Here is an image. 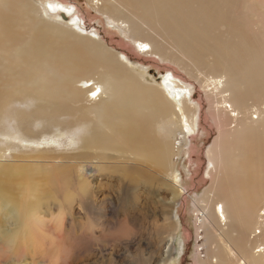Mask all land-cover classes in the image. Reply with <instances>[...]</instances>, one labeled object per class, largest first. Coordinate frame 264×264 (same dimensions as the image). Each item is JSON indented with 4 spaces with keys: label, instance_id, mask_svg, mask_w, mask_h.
I'll list each match as a JSON object with an SVG mask.
<instances>
[{
    "label": "bare ground",
    "instance_id": "obj_1",
    "mask_svg": "<svg viewBox=\"0 0 264 264\" xmlns=\"http://www.w3.org/2000/svg\"><path fill=\"white\" fill-rule=\"evenodd\" d=\"M120 1L148 26L143 28L133 18L121 24L143 52L160 54L161 38L151 34L158 31L155 24L166 41L216 73L198 83L204 82L216 102L225 104L221 113L244 121L223 135L224 161L235 158L231 172L220 182L213 178L210 201L194 209L197 236L205 245V255L198 252L196 264H264V108L255 118L246 105L250 99L264 101V28H257L252 18L262 11L251 0ZM80 17L71 4L48 1L41 12L30 0H0V129L5 133L0 142L7 143L6 133H15L36 117L45 130L70 128L72 132L63 136L88 154L94 149L92 157L80 156L85 160L79 166L81 174L92 178L106 170L101 163L111 159L110 152L131 158L125 148L152 159H169L173 134L180 127L183 146L189 148L190 136L203 131L200 109H185L191 86L171 71L160 84L141 80L127 56L121 60L91 44L86 35L92 31L82 28ZM95 72L98 77L81 79L75 88L81 76ZM25 100L32 106L38 103L40 113L32 108L23 111ZM168 122L171 129L163 124ZM2 149L0 238L9 246L17 241L24 246L39 218L30 198L40 191L35 176L53 178L60 169L7 162ZM215 168L209 161L210 173ZM171 177L175 207L187 191L178 175ZM124 199L129 200L128 194ZM7 222L11 227L6 228ZM179 228L170 222L166 230L158 231L153 246L159 251L156 264L168 263Z\"/></svg>",
    "mask_w": 264,
    "mask_h": 264
},
{
    "label": "rangeland",
    "instance_id": "obj_2",
    "mask_svg": "<svg viewBox=\"0 0 264 264\" xmlns=\"http://www.w3.org/2000/svg\"><path fill=\"white\" fill-rule=\"evenodd\" d=\"M30 1L41 12L48 1L74 6L81 16L82 28L92 31L86 35L93 40L91 44L112 51L121 60L122 55L127 56L135 72L143 76L141 80L145 77L150 83L160 84L166 72H173L177 80L193 89L185 109H200L203 131L190 136L193 141L185 148L181 133L184 129L180 127L173 134L169 159H152L131 148L124 149L132 154L131 158L117 157L115 152H110L111 159L101 163L106 170L94 178L79 171L85 160L82 157H92L94 149L88 154L85 147L75 145L74 139L63 136L72 132L70 128L45 130L40 117H36L15 133H6L10 140L0 142V147L7 151L4 157L7 162L57 166L60 170L53 178L49 174L35 176L40 182V191L38 197L31 195L30 198L38 208L36 231H31V235L29 232L24 246L18 241L9 246L0 238V264H156L159 251L153 247L158 241L155 237L170 222L178 223L180 228L166 264H196L198 252L201 257L205 255V245L203 237L197 236L195 210L210 201L208 190L209 186L213 188L212 179L220 182L235 164V158L224 161L223 135L230 133L235 125L244 124L241 119L235 122L221 113L225 104L216 102L204 82L202 86L198 83L203 78H214L216 73L166 41L155 24L158 31L151 34L161 38L160 54L143 52L136 37L127 35L121 24L133 18L143 28L148 26L120 0ZM251 1L262 11L260 16L252 17L262 30L264 0ZM96 77V72L81 76L74 86L78 88L81 79ZM246 105L256 118L264 108V101L250 99ZM31 108L40 113L38 103L32 106L25 100L23 111ZM163 124L171 129V123ZM0 134L5 133L0 129ZM209 161L216 166L213 173L208 170ZM172 175L180 177L182 188L187 191L181 203L175 204L176 210L172 203ZM125 193L131 203L124 199ZM9 227L7 222L6 228ZM209 237L211 248L214 237L212 234Z\"/></svg>",
    "mask_w": 264,
    "mask_h": 264
}]
</instances>
